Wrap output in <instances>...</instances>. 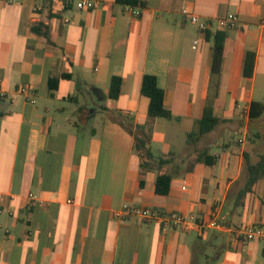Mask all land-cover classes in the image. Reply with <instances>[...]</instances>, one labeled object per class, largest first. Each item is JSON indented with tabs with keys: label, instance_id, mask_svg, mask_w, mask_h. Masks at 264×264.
Instances as JSON below:
<instances>
[{
	"label": "crops",
	"instance_id": "0c3cea01",
	"mask_svg": "<svg viewBox=\"0 0 264 264\" xmlns=\"http://www.w3.org/2000/svg\"><path fill=\"white\" fill-rule=\"evenodd\" d=\"M136 1L80 11L59 0H0V264H264V240L236 237L264 224V178L242 198L247 164L264 155V113L250 115L264 105V0ZM185 11L212 34L219 19L239 16L222 31L219 75L212 41ZM145 75L157 78L174 119L150 121L152 153L167 163L154 159L143 172L135 140L149 122ZM207 108L221 122L189 137ZM206 151L214 166L197 161ZM162 173L172 176L167 196L156 193ZM127 208L205 223L220 210L227 228L164 230L118 217Z\"/></svg>",
	"mask_w": 264,
	"mask_h": 264
},
{
	"label": "trees",
	"instance_id": "16d2710c",
	"mask_svg": "<svg viewBox=\"0 0 264 264\" xmlns=\"http://www.w3.org/2000/svg\"><path fill=\"white\" fill-rule=\"evenodd\" d=\"M118 3L124 5H138L136 0H117ZM207 40L212 41L213 46V62H212V73L219 75L221 73V67L223 63L225 41L228 37L226 32L218 31L212 34L209 31L204 32ZM256 63V53L249 51L246 54L245 64H244V76L251 78L255 70ZM50 86L55 87L56 81L50 82ZM122 79L119 77H114L111 80L109 87V97L111 99L119 98L121 94ZM141 94L150 100L148 109V119L149 122L143 126H137V135L135 140V150L138 152L141 159V169L144 171H149L151 165L144 163L145 158L155 159L150 144L153 135V129L150 125V121L157 118L171 120L174 119L173 112L168 109L165 105V92L159 87L157 78L152 75H145L142 83ZM260 106V112L257 115H252L253 119L259 118L264 113V105L258 104ZM220 119L214 116L213 110L207 108L202 120L198 122V132L190 134L189 137H201L209 132H211L219 123ZM131 133H133L131 131ZM264 140V136H262ZM197 161L205 164L206 166H214L217 163V158L210 154L208 151L202 152L198 155ZM167 161L163 158L158 159L159 166L166 164ZM247 170L249 174L248 182L245 189L242 192V198L250 193L253 187L264 178V155L260 157L257 164H247ZM172 176L167 173H162L158 176L156 180V193L161 196H167L171 190Z\"/></svg>",
	"mask_w": 264,
	"mask_h": 264
},
{
	"label": "built area",
	"instance_id": "2783aa9c",
	"mask_svg": "<svg viewBox=\"0 0 264 264\" xmlns=\"http://www.w3.org/2000/svg\"><path fill=\"white\" fill-rule=\"evenodd\" d=\"M57 2V0H54ZM63 2L66 7L73 6L80 11H94L105 8L106 0H59ZM132 10V9H131ZM188 20L191 24L197 26L201 33L209 31V23L201 21L199 16L185 11ZM240 23L239 16L235 14H229L218 20L220 31H229L236 29ZM199 41H195V46L198 45ZM24 94L29 92L23 90ZM5 97V90L0 84V100ZM34 198V196H30ZM131 215L138 216L142 221L147 222H159L164 230L176 227H182L187 231H204L206 228L222 230L226 229L227 218L223 215L220 210H215L211 214L210 220L205 223L204 220L198 219L194 216H189L180 212H160L150 208L130 209L127 208L122 212H119L118 217L128 218ZM236 237L241 238L246 242L264 240V224L253 223L245 225L236 231Z\"/></svg>",
	"mask_w": 264,
	"mask_h": 264
},
{
	"label": "rangeland",
	"instance_id": "374dc122",
	"mask_svg": "<svg viewBox=\"0 0 264 264\" xmlns=\"http://www.w3.org/2000/svg\"><path fill=\"white\" fill-rule=\"evenodd\" d=\"M257 94H258V90H257ZM155 160H158V158H155ZM151 162H152V159H150V158H145V160H144V163L149 165V166L151 165ZM144 172H146V171H144Z\"/></svg>",
	"mask_w": 264,
	"mask_h": 264
}]
</instances>
